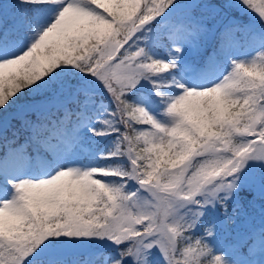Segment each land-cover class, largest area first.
I'll use <instances>...</instances> for the list:
<instances>
[{"label":"snow or ice","instance_id":"obj_1","mask_svg":"<svg viewBox=\"0 0 264 264\" xmlns=\"http://www.w3.org/2000/svg\"><path fill=\"white\" fill-rule=\"evenodd\" d=\"M0 264H264V0H0Z\"/></svg>","mask_w":264,"mask_h":264}]
</instances>
